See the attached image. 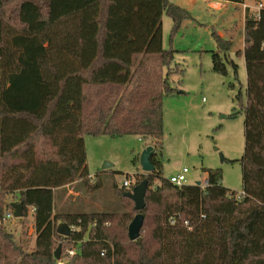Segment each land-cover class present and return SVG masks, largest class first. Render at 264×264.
<instances>
[{
	"label": "trees",
	"instance_id": "trees-1",
	"mask_svg": "<svg viewBox=\"0 0 264 264\" xmlns=\"http://www.w3.org/2000/svg\"><path fill=\"white\" fill-rule=\"evenodd\" d=\"M260 3L258 16L246 8L244 49L236 53L247 73L243 192L237 194L222 184L220 168H204L205 188L178 186L164 173V97L179 90L171 80L178 67L175 51L164 47L163 15L177 31L194 18L188 9L170 0H0V209L8 194L24 203L23 222L28 206L35 207L37 234L27 252L0 225V264H60L57 239L65 264H119L116 249L125 246L136 251L133 264H264ZM212 36L214 71L237 73L233 41L215 29ZM102 135L152 141L155 169L137 181L148 179L145 207L136 210L125 196L136 184L115 183L130 212L56 211L58 189L74 182L87 192L103 186L98 175L90 177L84 138ZM139 212L144 225L133 241L128 228ZM61 221L71 226L70 236L57 232Z\"/></svg>",
	"mask_w": 264,
	"mask_h": 264
},
{
	"label": "rangeland",
	"instance_id": "rangeland-1",
	"mask_svg": "<svg viewBox=\"0 0 264 264\" xmlns=\"http://www.w3.org/2000/svg\"><path fill=\"white\" fill-rule=\"evenodd\" d=\"M193 1L179 0L181 4H186L197 20H185L177 31L172 30V19L167 14L163 15L164 47L175 51L173 65L178 67L171 80L179 90L164 97V173L169 178L186 167L189 171L185 184H195L206 180L204 168H220L222 184L240 194L243 192L241 159L246 144L242 105L247 101V73L244 57L236 53L241 50L243 43L240 38L244 9L230 5L224 11L208 12L212 10L207 8L206 0ZM261 1L246 0L252 6L251 13L257 12ZM210 14L217 16L219 25L227 17L237 21V39H233L231 50V57L238 64L237 73L232 67L228 68L227 75L213 69L212 50H217V45L212 36L214 28H210L207 21ZM220 15L225 17L220 18ZM234 113H237L235 117L232 116ZM84 138L90 177L96 178L98 175L103 186L97 191L87 192L74 182L58 189L56 211L130 212L132 206L117 194L116 187H122L127 179L131 185H135L142 172L147 175L140 163V156L147 146L152 145V141L138 135ZM221 155H224V161ZM105 162L113 163L114 166L103 170ZM115 183L118 186L114 187ZM157 183L152 187L155 188ZM8 198L12 200L14 197L10 195ZM9 227L15 242L23 245L25 251L30 252L35 248L37 234L31 214L26 222L13 217ZM56 242L58 247L61 240L57 239ZM65 252L66 249H62L60 264L68 261L62 258ZM116 259L119 264H133L136 251L132 246L119 247L116 249Z\"/></svg>",
	"mask_w": 264,
	"mask_h": 264
},
{
	"label": "water",
	"instance_id": "water-1",
	"mask_svg": "<svg viewBox=\"0 0 264 264\" xmlns=\"http://www.w3.org/2000/svg\"><path fill=\"white\" fill-rule=\"evenodd\" d=\"M225 116V115H224ZM155 153V149L152 145L147 146L140 156V163L142 165L143 171L150 173L155 169V165L152 162V156ZM222 161H224L225 157L224 155H221ZM113 163L105 162L103 165V170L109 169L113 167ZM196 185H201V181H197ZM149 183L148 179L142 180L140 183L136 184L131 191H128L125 193L126 197H129L134 201L135 209L140 211L142 210L146 205V194L148 191ZM14 207V215L18 218H21L24 216V203L22 201L20 202H13L12 203ZM144 225V215L139 212L135 215L131 223L129 224L128 228V235L131 240H137L140 235L141 231L143 229ZM91 230V227H90ZM72 228L71 226L65 222L61 221L57 226V232L63 236H70L71 235ZM86 237H89V233H87ZM62 254V244H60L56 251H55V258L60 260Z\"/></svg>",
	"mask_w": 264,
	"mask_h": 264
},
{
	"label": "crops",
	"instance_id": "crops-1",
	"mask_svg": "<svg viewBox=\"0 0 264 264\" xmlns=\"http://www.w3.org/2000/svg\"><path fill=\"white\" fill-rule=\"evenodd\" d=\"M171 1V0H170ZM184 2H189V0H182ZM197 0H194L193 2H196ZM172 2H174L177 5H180L181 2H179V0H172ZM207 2V8L209 10L212 11H208V12H213L215 10L217 11H224L226 8H228L230 5H234L237 7H242L244 9V18L242 21V25H241V30H242V36H241V42L243 41V43L241 44V50L244 49V21H245V14H246V8L249 7L250 10L252 9V6H250L246 0L244 4H239V3H234V2H229V1H224V0H206ZM180 3V4H178ZM180 6L187 8L186 4H181ZM189 10V9H188ZM190 11V10H189ZM217 16L216 15H212L210 14V19L207 20L210 28H214L219 35H221L222 37L231 39L233 41V39H237V31H238V24L237 21L234 18L229 19L228 17L225 18L224 22H222L221 25H219V23L217 22ZM224 15H220V18H224ZM219 18V19H220ZM194 21H196L197 19H195V17L193 18ZM186 23V22H185ZM164 39V38H163ZM164 42V41H163ZM232 54V53H231Z\"/></svg>",
	"mask_w": 264,
	"mask_h": 264
},
{
	"label": "built area",
	"instance_id": "built-area-1",
	"mask_svg": "<svg viewBox=\"0 0 264 264\" xmlns=\"http://www.w3.org/2000/svg\"><path fill=\"white\" fill-rule=\"evenodd\" d=\"M263 7V4L262 3H260L259 4V7L257 8V12H255L256 13V16H258V11L261 9ZM189 171V169L188 168H184L180 173H178L177 175H174V176H171V177H169L168 179H169V181L171 182V183H174V184H176V185H178V186H181V185H183V184H185V182H186V173ZM208 185V181H207V179L206 180H204L203 182L201 181V186L203 187V188H205L206 186ZM123 186H125V187H127V188H129V187H131L132 185H131V181L129 180V179H127V180H125L124 181V183H123ZM0 191H1V185H0ZM10 195H12V194H8L7 196H6V198H4V207L2 208V209H0V225H2V226H5L8 230H10L9 228V224H10V222H11V220L13 219V217H16L15 215H14V207H13V205H12V203L13 202H20V199L17 197V196H15V195H13V199L12 200H9V196ZM34 213H35V207H33V206H28V216L31 214L32 216L34 215ZM18 218V217H17ZM24 218V216L23 217H21L20 218V220L22 221V219ZM188 222H186V224H187ZM9 227V228H8ZM74 250H70L69 251V254H74Z\"/></svg>",
	"mask_w": 264,
	"mask_h": 264
}]
</instances>
